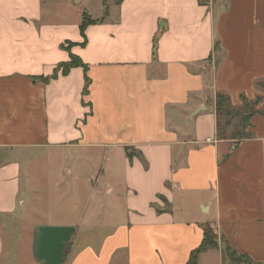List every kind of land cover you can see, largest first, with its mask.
<instances>
[{"label":"crops","instance_id":"1","mask_svg":"<svg viewBox=\"0 0 264 264\" xmlns=\"http://www.w3.org/2000/svg\"><path fill=\"white\" fill-rule=\"evenodd\" d=\"M106 1L0 0V264H186L205 225L264 264V106L237 144L214 106L262 95L264 0ZM82 14L85 95L82 68L51 77Z\"/></svg>","mask_w":264,"mask_h":264},{"label":"trees","instance_id":"2","mask_svg":"<svg viewBox=\"0 0 264 264\" xmlns=\"http://www.w3.org/2000/svg\"><path fill=\"white\" fill-rule=\"evenodd\" d=\"M121 0H119L120 2ZM99 20H92L86 14H82L81 23L79 25V30L83 42L81 44H72L67 42L66 45H62L64 49L69 51L71 46L79 45L83 46L85 44V29L87 26L98 23ZM218 49V44H215L214 50ZM156 44L153 45V56L155 54ZM219 62V61H218ZM217 62V63H218ZM82 68L84 72L85 85L83 88V95L87 94L90 81L86 75L87 66L83 62L73 55L69 51V60L65 63L59 64L55 69L52 78L57 76V73L60 71L62 75L67 74L72 68ZM41 79L43 82H47L49 78H37ZM257 87L262 90V95L257 96L253 100L247 99L244 95L240 96L241 105L239 107L233 106L230 98L222 93L216 92L214 95V106H215V115L217 119V138L225 139L226 138V129L231 124L233 119L238 120V129L230 134V139L234 141V144H237L239 141L251 138L252 134L247 131L251 126L250 119L257 113H261L262 106H264V82H258ZM128 151V150H127ZM136 154L134 152H129L127 154L128 158L131 159ZM160 213V211H157ZM203 237L199 246L193 250L189 256L186 264H197V258L201 253H205L210 250H215L218 248V242L216 239V234L212 228L208 225L203 226ZM224 255L230 264H255L249 257L245 255H239L233 251L227 244L224 243Z\"/></svg>","mask_w":264,"mask_h":264},{"label":"rangeland","instance_id":"3","mask_svg":"<svg viewBox=\"0 0 264 264\" xmlns=\"http://www.w3.org/2000/svg\"><path fill=\"white\" fill-rule=\"evenodd\" d=\"M115 1L117 2L119 0H115ZM106 2H107V5H109V6H110V4L112 5V3H113L112 0H107ZM73 9H75V8H73ZM220 58H221L220 53H215V55L213 57V61L215 63H217L218 61H220ZM211 79H212V71H211V69H209V80H211ZM238 125H239L238 124V120L237 119H233L231 121V124L226 129V134L228 135L231 132H234L235 130H237L238 129V127H237ZM43 177H44V179L41 177V179L34 185V187L36 186L35 189H38L40 191V194L44 195V197H43L44 204H41V205L45 208V206L48 204L49 200L52 201V202L54 201L53 197H51L50 199L48 198V195L50 194V192L54 191V188L52 186H50V185H53V184L48 183L47 179H45L46 175L43 176ZM64 191H66V190H62V192H64ZM78 192H79V198H78L79 205H78V207L80 208L79 211H78V216H80L82 211L85 209V206L87 205L88 201L90 200V197H88V194H86L85 189L81 185L79 186ZM67 195H68V192L67 193L64 192L63 196H67ZM58 202H59V200H58ZM61 203H62L61 210L63 208L64 210L66 209L68 211V212H64L62 210V213H64L66 215L67 219H69V214H70V209H69L70 208V196L68 198H64L63 201H61ZM43 207L38 206V209H41ZM216 239H217L218 244L223 249L225 247L224 243H223V240L219 236H217V234H216Z\"/></svg>","mask_w":264,"mask_h":264},{"label":"water","instance_id":"4","mask_svg":"<svg viewBox=\"0 0 264 264\" xmlns=\"http://www.w3.org/2000/svg\"><path fill=\"white\" fill-rule=\"evenodd\" d=\"M200 109H197L195 112H191L189 117L190 119H192V117L199 111Z\"/></svg>","mask_w":264,"mask_h":264}]
</instances>
